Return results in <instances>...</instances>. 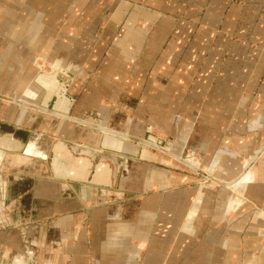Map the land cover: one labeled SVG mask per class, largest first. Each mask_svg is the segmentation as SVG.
<instances>
[{
	"label": "crops",
	"instance_id": "obj_1",
	"mask_svg": "<svg viewBox=\"0 0 264 264\" xmlns=\"http://www.w3.org/2000/svg\"><path fill=\"white\" fill-rule=\"evenodd\" d=\"M38 57L76 120L0 97V264H264V0H0V95Z\"/></svg>",
	"mask_w": 264,
	"mask_h": 264
},
{
	"label": "bare ground",
	"instance_id": "obj_2",
	"mask_svg": "<svg viewBox=\"0 0 264 264\" xmlns=\"http://www.w3.org/2000/svg\"><path fill=\"white\" fill-rule=\"evenodd\" d=\"M56 75H57L56 72L52 73V74H48L43 70L39 71V73L35 79V82L37 85H39L44 90V93H42V95H40V97L36 96V100H37L35 102L36 104H32L28 101H25V98L15 99V98H9V97L3 96V95L2 96L10 99L11 101H14V102L22 104V105H27V106L33 107V108L40 110L42 112L52 113V114L57 115L59 117L76 120L71 116V114L68 115V113H65V112L69 111V108H64L63 106H61V99L60 98H57L55 102L51 103L52 96L54 95L55 90L57 88L63 89L64 91L67 88V85H65L64 83H62L61 86H59V84L54 80ZM41 99H45V103H47V104L50 103L54 107L49 109L50 107L48 105H46V106L40 105ZM79 121L84 123L85 125H88L91 127L96 126L93 123L86 122L85 120L84 121L79 120ZM97 127L103 129V131H104V133L102 134L103 138H102V142H101L103 147L113 148V149H116L117 151L127 152V153H131V154H137V155L141 154V149H140V146L138 144H136V145L130 144V143H128V142H126V141H124V140H122L116 136H113V135H124L120 131H115V130H112V129L107 128V127H100V126H97ZM158 138H160V137H157L156 135L154 136V139H152V140L148 139L147 137H145V138L134 137V139H138V140L144 142L146 145H151V146L156 147L160 150H163L164 152H169V153L175 154L171 150L166 149L165 148L166 143L159 142ZM160 139H162V138H160ZM0 143H4L5 145H9L8 137L7 136L5 138L2 137V141ZM29 143L34 144V142H31V141ZM29 143H27L25 145V148H23V150H22V156H21L22 160H23V157H29L31 155H37L40 157L45 156V153L35 154L32 151V145ZM61 145H63V142L58 141L56 146H55V153L56 154H55L54 159H53L54 160V168L59 173H62L63 171L69 173L70 168L67 167L62 162L61 155L59 157V154L61 152V148H60ZM0 154H1V156H0V161H1V157H2L3 152H1ZM142 155H144V153H142ZM176 156H178L179 158H181V160L188 163L184 157H181L179 155H176ZM194 167H196V166H194ZM219 182H224L225 184H230V181H220L219 180Z\"/></svg>",
	"mask_w": 264,
	"mask_h": 264
},
{
	"label": "rangeland",
	"instance_id": "obj_3",
	"mask_svg": "<svg viewBox=\"0 0 264 264\" xmlns=\"http://www.w3.org/2000/svg\"><path fill=\"white\" fill-rule=\"evenodd\" d=\"M88 39H90V38H88ZM87 40V39H86ZM88 44V41H87V43H86V45ZM31 66H32V68L34 69V71L36 70L37 71V68L38 69H42L43 71H44V69L46 68L47 70H52V67L49 65V64H46L45 63V61L43 60V59H41L40 57H38V60H37V65L36 64H34V63H31ZM81 72L82 73H84V74H89L91 71H90V69L88 68V66H84V68L81 70ZM61 75H63V74H60L59 76L60 77H62ZM83 75V74H82ZM87 77V76H86ZM91 78H92V76H91ZM85 86H84V89H86V91L87 90H89L90 89V86H91V83H90V80H87L85 83ZM35 85V84H34ZM38 87V86H37ZM32 91H34L36 94H37V96L38 97H40V95H42V93H44V90L43 89H41V88H36L35 86H31V88H29V90L27 91V93H26V95L25 96H21L20 98H15V99H21V98H25V101H30V100H28L27 98H28V95H30V94H32L33 92ZM0 97L1 98H4V99H6V100H9L10 102H14V101H11L10 99H8V98H6V97H3L2 95H0ZM9 98H12V97H9ZM16 103V102H15ZM17 104H19V103H17ZM33 104H36L35 102L33 103ZM19 105H22V104H19ZM23 106H26V107H30V106H27V105H23ZM33 109H35V108H33ZM35 110H37V109H35ZM38 111H40V110H38ZM42 112V111H41ZM92 116V115H91ZM97 117V116H96ZM91 119V118H90ZM87 121H90V122H93V120L91 119V120H87ZM88 127H90V126H88ZM92 128V127H91ZM104 132V131H103ZM138 133V132H137ZM139 134V133H138ZM168 142L169 141H171V139L170 138H168V140H167ZM171 143V142H170ZM170 143H167L166 145H165V148L166 149H168V150H171L172 152H173V150H172V146L170 145ZM29 144H31L32 145V151L35 153V154H42V153H44L40 148H38L37 147V144L34 142V144L33 143H29ZM28 144V145H29ZM134 144V143H133ZM151 146V145H150ZM151 149H154L155 151H158V148L156 149V147L154 148L153 146L152 147H150ZM160 150V149H159ZM160 151H162L163 152V150H160ZM168 155L170 154V155H172L171 153H167ZM182 157V156H181ZM187 162L189 161L188 159H185ZM250 163L249 164H251L250 165V168L252 167V164L254 163V161L256 160V156L254 155L253 157H250ZM189 164H191L190 163V161L188 162ZM198 162H196V164H197ZM198 164H200V163H198ZM247 164V163H246ZM249 164L248 165H244V169L245 168H247L248 166H249ZM191 165H193V164H191ZM193 166H195V165H193ZM249 169V168H248ZM199 173H201L202 175H204V177H203V179H202V181H203V185H205V184H207V185H210V183H212V182H210V180H213V181H215L216 183H212V184H216V185H222V182H219V180L220 179H217V178H214L212 175H210V174H207L206 172L204 173V172H201L200 170H197ZM222 180V179H221ZM233 194H235V193H233ZM258 212H259V214L260 215H262V216H264V210L263 209H259L258 210Z\"/></svg>",
	"mask_w": 264,
	"mask_h": 264
},
{
	"label": "water",
	"instance_id": "obj_4",
	"mask_svg": "<svg viewBox=\"0 0 264 264\" xmlns=\"http://www.w3.org/2000/svg\"><path fill=\"white\" fill-rule=\"evenodd\" d=\"M40 105H45V106L48 105V106L50 107L49 109H51V108L54 107V106H53L52 104H50V103H49V104L45 103V99H41V101H40ZM65 113H68V115L71 114V108L69 109V111H67V112H65ZM154 136H155V135H154L153 133H149V134L146 135V137H147L148 139H151V140L154 139ZM158 141H159V142H163V143H165L164 139H160V138H158Z\"/></svg>",
	"mask_w": 264,
	"mask_h": 264
}]
</instances>
